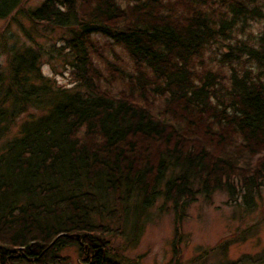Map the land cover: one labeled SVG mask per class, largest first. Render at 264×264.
Wrapping results in <instances>:
<instances>
[{
    "label": "trees",
    "instance_id": "1",
    "mask_svg": "<svg viewBox=\"0 0 264 264\" xmlns=\"http://www.w3.org/2000/svg\"><path fill=\"white\" fill-rule=\"evenodd\" d=\"M22 2L0 0V19L30 23V44L0 39V264H59L70 245L84 264H135L111 238L138 241L159 199L178 210L225 191L251 205L264 185V33L232 31L264 19V0ZM42 28L66 30L48 54L73 85L43 74ZM245 262L264 252L226 263Z\"/></svg>",
    "mask_w": 264,
    "mask_h": 264
},
{
    "label": "rangeland",
    "instance_id": "2",
    "mask_svg": "<svg viewBox=\"0 0 264 264\" xmlns=\"http://www.w3.org/2000/svg\"><path fill=\"white\" fill-rule=\"evenodd\" d=\"M40 1L23 0L21 8L33 7ZM29 24L28 19L21 13L18 15L17 11L12 12L10 16L0 19V39L2 37L6 39L7 41L2 42L9 48L21 43L30 44L22 31V27ZM52 30L40 29V33L43 34L39 41L44 45L45 53L41 58V70L58 84L71 86L73 82L69 68L60 58H53L54 54H48L52 44L62 43L61 37L66 35V30ZM262 33L264 19H247L233 29L232 38L233 40L236 37L256 38ZM210 52L215 54L218 48L210 49L208 53ZM208 53L201 68L210 61ZM121 55L126 60L127 57L122 51ZM108 56L112 58L110 53ZM6 57L5 49L1 50L0 65H5ZM147 213L148 216L143 217V222L140 223L142 227L138 241L130 242L132 229L131 231L127 229L125 235L111 238L113 248H116L120 257L130 263L227 264V261L236 262L244 256L264 252V185L254 195L250 206L245 204L241 195L232 198L225 191H216L209 199L199 195L187 207L178 210L173 204L159 199ZM177 222L179 223L176 224ZM177 231L180 233L177 234ZM59 255L61 256L59 264H84V257L80 255L77 245L62 248Z\"/></svg>",
    "mask_w": 264,
    "mask_h": 264
}]
</instances>
